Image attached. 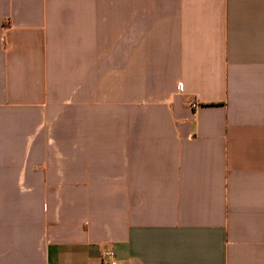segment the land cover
Instances as JSON below:
<instances>
[{
  "label": "crops",
  "instance_id": "1",
  "mask_svg": "<svg viewBox=\"0 0 264 264\" xmlns=\"http://www.w3.org/2000/svg\"><path fill=\"white\" fill-rule=\"evenodd\" d=\"M107 249L264 264V0H0V264Z\"/></svg>",
  "mask_w": 264,
  "mask_h": 264
},
{
  "label": "built area",
  "instance_id": "2",
  "mask_svg": "<svg viewBox=\"0 0 264 264\" xmlns=\"http://www.w3.org/2000/svg\"><path fill=\"white\" fill-rule=\"evenodd\" d=\"M197 106L198 105L196 102H193L190 105L192 109H195ZM101 261L105 264H116L114 251L111 249H107L103 251L102 256H101Z\"/></svg>",
  "mask_w": 264,
  "mask_h": 264
}]
</instances>
